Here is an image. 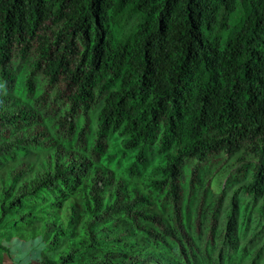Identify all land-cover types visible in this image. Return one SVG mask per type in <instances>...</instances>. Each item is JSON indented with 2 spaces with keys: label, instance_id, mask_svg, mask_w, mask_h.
I'll return each instance as SVG.
<instances>
[{
  "label": "trees",
  "instance_id": "obj_1",
  "mask_svg": "<svg viewBox=\"0 0 264 264\" xmlns=\"http://www.w3.org/2000/svg\"><path fill=\"white\" fill-rule=\"evenodd\" d=\"M112 133L143 165L156 147L163 211L102 163ZM241 149L258 158L244 192L259 195L264 0H0L2 252L39 234L37 264H222L215 222L200 243L191 191L199 162ZM236 224L232 210L235 247Z\"/></svg>",
  "mask_w": 264,
  "mask_h": 264
},
{
  "label": "rangeland",
  "instance_id": "obj_2",
  "mask_svg": "<svg viewBox=\"0 0 264 264\" xmlns=\"http://www.w3.org/2000/svg\"><path fill=\"white\" fill-rule=\"evenodd\" d=\"M245 10V5L240 1L236 13L226 21L229 28L216 32L221 35L224 43L240 28L242 22L236 20L240 19L239 14H245ZM123 20L131 24L133 17L131 18L127 13L123 16ZM98 111L99 107L92 112L93 121L96 120ZM123 144L122 136L118 133L110 134L106 151L101 158L102 163L113 171L116 179H125L130 188L137 187L148 194L155 202V209L163 211L164 195L155 190L151 184V181L159 176L156 167L162 163V157L157 154L155 147V155L143 165L136 160L137 152L127 149ZM257 161L258 158L253 152L246 153L245 149H241L233 154H215L199 162L203 166V181L201 186L191 191L193 200L189 209L193 218L199 214V207L201 212H204L200 220L201 231L197 232L200 243L203 244L209 238L207 226L215 222L211 242L221 250L222 264H264V223L260 216V206L264 198V180L263 191L259 195L248 194L243 189V185L252 179L253 166ZM232 210L235 211L238 229L236 247L228 244L229 240L226 239L224 232L228 215ZM207 216L210 217L208 224ZM78 225L80 226V222ZM252 239L260 241L261 244L254 246ZM2 243L9 249L3 252L0 250V264H37L39 257L45 253L48 246L43 236L39 234L33 240L26 242L14 238L10 242L3 240Z\"/></svg>",
  "mask_w": 264,
  "mask_h": 264
}]
</instances>
